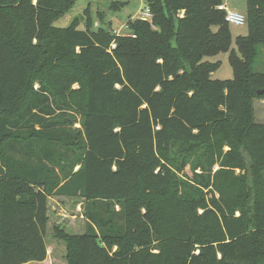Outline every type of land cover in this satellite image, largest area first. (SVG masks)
<instances>
[{"label": "trees", "instance_id": "obj_1", "mask_svg": "<svg viewBox=\"0 0 264 264\" xmlns=\"http://www.w3.org/2000/svg\"><path fill=\"white\" fill-rule=\"evenodd\" d=\"M76 2L0 0V264L47 259L51 197L81 199L87 220L56 232L70 264H264V0H247L236 50L221 0H144L152 20L129 36L55 27ZM229 50L235 78L214 80L205 58ZM76 83L81 118L63 98ZM176 140L213 161L168 190L159 154Z\"/></svg>", "mask_w": 264, "mask_h": 264}, {"label": "rangeland", "instance_id": "obj_2", "mask_svg": "<svg viewBox=\"0 0 264 264\" xmlns=\"http://www.w3.org/2000/svg\"><path fill=\"white\" fill-rule=\"evenodd\" d=\"M221 2L241 14L246 15L247 13V0H221ZM119 4L122 5L119 6ZM112 5L114 6L113 8ZM146 9L147 5L144 0H129L126 3L117 0H77L73 9L58 19L54 23V26L63 29L75 23L76 27L83 30H99L100 28H105L110 32L120 33L117 36H129L130 30L128 28V22L138 19L139 14L145 12ZM229 29L232 36L231 50H236L237 38L247 36L248 27L247 25H230ZM115 48L116 44L112 47L110 53ZM205 60L211 63H220L218 69L212 75L214 80L228 81L235 78L234 69L230 63V50L208 56ZM254 70L264 73V45L261 46V53L256 61ZM34 87H38L36 82L34 83ZM63 98L66 99L70 107L80 118L83 117L87 99L85 90L79 83L66 89ZM254 105L257 122L264 123V99L255 100ZM75 127L81 128L80 124L75 125ZM225 150L228 151L229 149L226 148ZM203 152L204 148H200L197 144H191L183 140H176L166 143L163 146L159 157L162 163H165L170 168L168 180L171 181V184L167 186L168 190H172L177 184L184 183L185 180H191L186 176L187 173H190L192 176L193 173L198 175L202 174V171L196 168L198 164L209 161L210 168V164L213 161L212 157L209 156V159L206 160L202 156ZM66 153L64 155H70V152L67 150ZM237 160L238 158H232L229 161L234 162ZM218 169L219 164H215L212 167V172L215 173ZM143 183V180L139 179L138 183L132 186L130 197L134 205L133 214L136 215L141 212L144 216L146 214V201H144V197H147L149 187L146 185L144 188ZM80 200L63 197L49 198V224L45 237L48 253L47 259L42 263L35 262L29 264H70L68 259V242L61 237V234L56 232L60 230L71 236L86 233L87 220L81 211V206L78 204ZM141 220L146 221L144 218ZM136 228H139V226ZM142 236L140 235V241L144 239L141 238Z\"/></svg>", "mask_w": 264, "mask_h": 264}, {"label": "built area", "instance_id": "obj_3", "mask_svg": "<svg viewBox=\"0 0 264 264\" xmlns=\"http://www.w3.org/2000/svg\"><path fill=\"white\" fill-rule=\"evenodd\" d=\"M117 1H121V2H128L129 0H117ZM217 9L219 11H222L225 13V18H226V22L229 25H234V26H245L247 25V18L246 15L241 14L231 8L228 7V5L226 4H221L217 7ZM140 16L138 18L146 20V21H151L152 20V14L150 13L149 9L147 8L145 12H142L139 14ZM115 34L119 35L120 33H116ZM133 37H135L133 35ZM115 44L112 45V47H114Z\"/></svg>", "mask_w": 264, "mask_h": 264}, {"label": "water", "instance_id": "obj_4", "mask_svg": "<svg viewBox=\"0 0 264 264\" xmlns=\"http://www.w3.org/2000/svg\"><path fill=\"white\" fill-rule=\"evenodd\" d=\"M264 93V91H260V94Z\"/></svg>", "mask_w": 264, "mask_h": 264}, {"label": "crops", "instance_id": "obj_5", "mask_svg": "<svg viewBox=\"0 0 264 264\" xmlns=\"http://www.w3.org/2000/svg\"><path fill=\"white\" fill-rule=\"evenodd\" d=\"M227 5V4H226Z\"/></svg>", "mask_w": 264, "mask_h": 264}]
</instances>
